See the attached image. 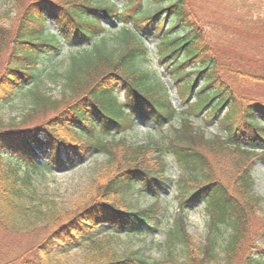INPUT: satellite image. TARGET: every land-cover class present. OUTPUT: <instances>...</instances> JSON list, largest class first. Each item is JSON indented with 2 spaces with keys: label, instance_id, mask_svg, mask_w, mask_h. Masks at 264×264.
I'll return each mask as SVG.
<instances>
[{
  "label": "trees",
  "instance_id": "1",
  "mask_svg": "<svg viewBox=\"0 0 264 264\" xmlns=\"http://www.w3.org/2000/svg\"><path fill=\"white\" fill-rule=\"evenodd\" d=\"M6 2V17L16 18L8 28L0 20V110L19 101L24 109L19 121L0 115V264H64L73 252L84 264H264L262 198L252 176L264 161V62L243 58L223 68L187 0ZM49 22L56 32L47 31ZM149 39L158 40L154 51ZM64 52L70 54L63 89L54 97L43 89L46 65ZM151 57L174 90L159 71L144 68ZM139 122L153 131L179 127L173 137L144 145L119 138ZM195 122H216L223 134L207 138ZM95 154L106 163L87 202L69 211L34 200L36 172L73 167ZM164 154L189 179L179 187L182 214L165 231L169 257L149 261L114 245L122 236L158 231L169 181ZM132 192L154 202L133 210ZM199 203L207 233L197 246L184 207ZM11 236L30 237L29 246L11 244Z\"/></svg>",
  "mask_w": 264,
  "mask_h": 264
},
{
  "label": "rangeland",
  "instance_id": "2",
  "mask_svg": "<svg viewBox=\"0 0 264 264\" xmlns=\"http://www.w3.org/2000/svg\"><path fill=\"white\" fill-rule=\"evenodd\" d=\"M102 1V0H95ZM192 16L200 23L206 33V41L216 48L218 61L223 68L229 64H240L245 60L261 59L264 62V0H187ZM11 9V3L6 0H0V20L1 24L6 28L12 26L16 15L11 14L10 18L6 17V12ZM48 32H56L55 26L49 22L47 25ZM108 43L116 46L117 42L112 36H108ZM158 40L149 39L148 48L154 51ZM154 53V52H153ZM70 53L64 52L57 60L48 63L44 80V88L49 90L52 96L58 97L63 89L64 72L67 67V59ZM144 68L151 71H159V77L164 79L174 90L169 78L164 74L161 67L157 64L156 58H152L144 65ZM231 79L230 76L227 77ZM245 90V91H244ZM239 91V89H238ZM245 94H249L250 89L242 90ZM241 93V91H239ZM254 94L262 95L258 91ZM175 106L181 108V103L177 97H173ZM22 102H17L11 107H5L0 110V115L8 122L13 119L19 121L23 112ZM199 130L204 131L207 138L215 135L223 134L216 122L208 125L194 123ZM179 122L166 126L160 131H153L147 124L138 123L137 127L120 136V139H126L131 144L144 145L149 141H165L173 137L174 129H178ZM152 130V131H151ZM119 139V140H120ZM158 154L154 153L152 158ZM6 157L7 154H6ZM62 159L66 160V156L62 153ZM211 162H217V158L210 153ZM228 155L222 156L219 160H228ZM162 160L165 163L164 175L169 179L166 190L161 193V218L158 231L153 235L146 236H122L115 250L120 252L138 251L139 255H143L149 261L161 260L169 257L167 246L163 244L165 240V231L168 226L175 221L181 210L179 209V187L183 181H188V174L185 173L171 154H164ZM106 158L103 155L95 154V156L87 159L84 163H78L74 167L58 168L48 166L36 172L35 178L38 183V191L34 200L54 207L56 210H71L78 207L89 199L91 195L92 181L103 173V166ZM46 164L41 161L40 165ZM224 166V165H223ZM226 169V168H225ZM194 177V175H192ZM252 176L254 179V193L262 198L261 214L264 215V161L258 160L253 168ZM198 177V176H197ZM184 179V180H183ZM191 185V183H188ZM154 200L141 193L132 192L127 195V203L133 210H138L150 206ZM185 216L188 226V232L192 236L194 243L199 246L204 242L207 233V216L204 212L203 204L186 205ZM260 219V218H259ZM257 224V228L263 225L264 220ZM30 239V237H28ZM28 238H18L11 236L7 239L11 244L24 248L28 245ZM29 246V245H28ZM264 246V244H262ZM64 264H84L78 252H73L69 261Z\"/></svg>",
  "mask_w": 264,
  "mask_h": 264
}]
</instances>
